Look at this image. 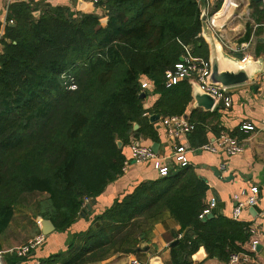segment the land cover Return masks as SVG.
Returning a JSON list of instances; mask_svg holds the SVG:
<instances>
[{"label": "trees", "instance_id": "1", "mask_svg": "<svg viewBox=\"0 0 264 264\" xmlns=\"http://www.w3.org/2000/svg\"><path fill=\"white\" fill-rule=\"evenodd\" d=\"M203 2L209 3L99 0L100 11L86 13L69 6L9 4L13 26L5 27L0 51V234L24 195L36 193L42 196L34 201L35 215L65 231L85 202L121 175L122 147L130 137H154L139 97L142 79L158 95L149 111L162 117L185 113L191 85L183 79L167 87L165 71L183 60L185 45L193 56L208 59L200 35ZM221 4L216 0L208 13ZM250 6L253 17L264 20V0H251ZM64 73L74 77L76 89L65 88ZM198 110L190 111L189 120L194 147L208 141L201 124L209 112ZM172 171L139 182L95 215L85 231L73 234L67 251L40 263L89 264L114 252L135 254L166 217L182 232L171 247V264H195L191 256L200 246L209 257L225 260L234 240L253 243L234 219L200 216L209 185L195 168ZM23 257L12 253L4 260L16 264ZM241 260L240 255L234 264Z\"/></svg>", "mask_w": 264, "mask_h": 264}, {"label": "crops", "instance_id": "2", "mask_svg": "<svg viewBox=\"0 0 264 264\" xmlns=\"http://www.w3.org/2000/svg\"><path fill=\"white\" fill-rule=\"evenodd\" d=\"M208 1V8L211 9L216 0ZM13 2H26L38 6L45 4L69 6L73 9L75 7V4L70 0H0V51L5 27L10 25V20L7 18L8 6ZM93 11L98 12L100 10L95 7ZM219 12L215 14V17L220 15ZM215 32L225 49L230 53L238 51L254 57L264 55V20L253 17V9L250 3H248L247 12L241 11L234 15L225 26L217 28ZM255 85L256 88H254ZM143 92V107L148 109L145 115L156 114L149 111L158 97L157 94L153 93L152 85ZM227 94L231 98L230 105L226 107L221 101L215 103L212 110L207 111L209 114L201 125L205 129V135L208 139L206 143H213L222 133L237 138L242 145L238 153L229 156L224 150L210 151L202 148L204 144L194 147L190 144L188 132L176 131L171 133L168 128L162 125L161 119L164 116H160V119L155 122L149 120L152 123L151 130L154 131V137L145 133H141L137 137H130L129 143L122 147L126 164L123 162L121 175L109 183L104 191L95 198L94 202L88 201L91 208L80 214L67 230H54L48 235H44L43 242L31 248L20 263L41 264L40 262L49 255L67 251V242L71 236L85 231L95 215L104 211L115 199L131 192L139 182L159 177L150 163L134 161L129 145L134 141L150 148L153 143H157L156 156L160 158L171 157L175 167L172 170L178 166L172 156L173 151L176 146H184L186 148V165L195 168L196 172L209 185L206 202L208 203L211 197L215 198V204L211 209L213 216L220 215L234 219L232 211L236 204L235 195H241V192H247L251 185H256L259 189L257 204L244 207L240 216L234 219L245 226L246 232L253 238V243L250 244L248 240H234L229 244L228 256L231 253H239L242 260L238 264H264V216L261 214L264 208V124L262 123L264 119V74L259 75L254 83L227 88ZM192 107L191 100L183 114L188 120L193 118L190 117ZM198 109L199 113L204 111L202 108ZM244 123L252 124L254 129L247 132L241 130V125ZM137 128H139V124L135 127L133 125V129ZM222 165L224 168H221ZM240 198L243 199L244 196L241 195ZM88 202H85L84 207ZM15 214L7 228L0 234V251L3 253L2 260L5 264L7 262H5L3 255L14 253L17 247L41 234V229L34 220L38 216L35 215L32 217V225L28 221L29 226L24 231L25 235H18V232L23 231L24 225L27 223L24 221L23 224L15 225L13 223ZM181 235L179 223L173 218L166 217L154 224L150 240L141 244L139 252L135 254L114 252L89 264H129V260L133 256L147 264L149 259L155 255L159 256L162 264H171L170 243L175 239L179 240ZM201 251L205 253L202 246L199 247L197 253ZM206 253L201 261L194 260L192 257L191 259L195 264H229L228 259L209 257Z\"/></svg>", "mask_w": 264, "mask_h": 264}, {"label": "built area", "instance_id": "3", "mask_svg": "<svg viewBox=\"0 0 264 264\" xmlns=\"http://www.w3.org/2000/svg\"><path fill=\"white\" fill-rule=\"evenodd\" d=\"M70 1L75 4L74 10H76V4L79 1L89 2L94 7H96L97 10H100V8L97 7V3L99 0H70ZM208 4H206L207 11H208ZM216 13L217 11L215 12V14ZM215 14L213 16H215ZM10 23H12V20H10ZM184 50H185V55L183 56V60L175 63L173 69H168L165 71V79H166L165 85L169 87L172 84L178 82L179 80L194 79L204 91L210 93L212 96L215 97V103L221 101L223 102L224 106L226 107L229 106L231 103V98L227 94V88L210 84L207 81V75L209 73L208 60L203 57L193 56L190 53L189 46L185 45ZM61 76L65 88H67L68 90L76 89L77 84L72 75L68 73H64ZM150 85L151 84L147 79L145 78L142 79L140 82L142 92L145 89L149 88ZM161 123L164 127L168 128L171 133L176 131L187 133L191 130L193 126V124L187 119L185 115H180V114L164 116L161 119ZM262 123L264 124V119L262 120ZM253 129L254 126L249 123H244L241 125V130L245 132ZM129 145H130L131 155L134 161L138 163H145V162L150 163L152 167L157 171L159 176H166L168 173H170L172 169L175 168L173 161L171 160V157L169 158L157 157L155 152L150 147L140 145L138 142L132 141ZM202 148L210 151H216L218 149L224 150L225 153L230 156L238 153L241 150L242 145L237 140V138L222 133L214 140L213 143H205L202 146ZM185 152H186V148L184 146L180 145L175 147L172 156L176 164H178L177 167L185 166L187 164ZM124 164H126V161L124 162ZM221 168H224V165H222ZM258 192H259L258 187L256 185H251L248 188L247 192H241V195L244 196L243 199L240 198L241 195H235L234 198L236 204L232 211V217L234 219H237L240 216V213L244 207L254 206L257 204ZM214 204H215V198L211 197L207 203L206 208L203 210L200 216H204L210 213ZM261 214L262 216H264V208L262 209ZM41 220H42L41 217L36 218V224L39 227H41ZM43 240H44V235L41 233L36 237H34L33 239H31L29 242L21 245L20 247H17L14 250V253L20 257L26 256L30 252L31 248L41 244ZM239 256H240L239 253H231L228 258L229 264L235 263L238 260ZM1 260H2V251H0V261ZM129 264H145V263L133 256L129 260Z\"/></svg>", "mask_w": 264, "mask_h": 264}, {"label": "water", "instance_id": "4", "mask_svg": "<svg viewBox=\"0 0 264 264\" xmlns=\"http://www.w3.org/2000/svg\"><path fill=\"white\" fill-rule=\"evenodd\" d=\"M258 1V0H257ZM93 5L89 2L79 1L76 4L77 12H92ZM237 9V4L230 1L225 8V10L214 17L210 15L207 11V5L205 2L202 3L200 9V23H201V32L200 35L207 44L208 47V62H209V73L207 75V81L210 84L217 85L224 88H230L233 86H238L242 84L254 83L257 77L261 74H264V55H259L254 57L253 55L247 54L244 55L242 52L234 51L228 52L221 40L217 36L215 30L225 26L228 21L234 17ZM34 16L39 15V10L33 12ZM106 18H102L101 22L106 23ZM13 26V23H10ZM244 58V59H243ZM182 60L183 57H180ZM191 85V97H192V109L193 108H202L204 111L212 110L215 104V97L210 93L204 91L201 86L194 79H187ZM256 88V85L254 86ZM144 92H141L139 97L142 98ZM191 109V110H192ZM160 119L159 114H151L149 120L155 122ZM137 124H134V127ZM118 147H121L122 143L120 140H117ZM157 143H153L151 149L154 152H157ZM177 172V169L173 170L171 173L174 174ZM95 201V199H91ZM88 202V201H86ZM91 205L88 202L85 207L81 209L80 214H83L87 209H90ZM208 217L212 216V213L207 214ZM41 233L43 235H48L55 230V227L51 220L42 219L41 220ZM188 228L185 229L187 231ZM179 240L175 239L170 243V246H174ZM201 247V246H200ZM203 247V246H202ZM204 248V247H203ZM147 249V247H146ZM199 249V248H198ZM205 250V249H204ZM206 253V251H205ZM204 251L197 253V251L191 256L194 260H202L205 257ZM192 254V255H193ZM207 255V253H206ZM0 264L2 262L0 261ZM16 264H21L17 262ZM147 264H162L159 256H152Z\"/></svg>", "mask_w": 264, "mask_h": 264}, {"label": "rangeland", "instance_id": "5", "mask_svg": "<svg viewBox=\"0 0 264 264\" xmlns=\"http://www.w3.org/2000/svg\"><path fill=\"white\" fill-rule=\"evenodd\" d=\"M232 2H235L237 4V9L235 12V15H236V14H239L241 11L244 13L247 12L248 3H250L251 0H232ZM223 3H224V0H222V4H221L220 8L217 10V12L221 11V9L223 8ZM92 9H95V7L93 6ZM214 14L215 13L210 14V15L213 16ZM41 196H42V194H37V193L24 195V197L20 200L19 204L17 205L16 212H15L16 214L13 218L14 219L13 223L15 225L20 224V223L23 224L24 221H26V223H27L24 225L23 231L20 230L18 232V235L19 234L25 235L24 231H26L28 229V226H29L28 221L32 225V222H33L32 217H35V212L37 211L36 207L34 206V201L36 199H39ZM34 220L36 223V218H34ZM10 255H11L10 253L3 255L4 259L9 257ZM1 261L3 262L2 264H5L3 260H1Z\"/></svg>", "mask_w": 264, "mask_h": 264}, {"label": "bare ground", "instance_id": "6", "mask_svg": "<svg viewBox=\"0 0 264 264\" xmlns=\"http://www.w3.org/2000/svg\"><path fill=\"white\" fill-rule=\"evenodd\" d=\"M230 1H232V0H226V1H225V5H224L223 10L220 11L218 14H221V13L225 10V8L227 7V5H228V3H229ZM218 14H217V15H218ZM214 17H215V16H214ZM216 17H217V16H216Z\"/></svg>", "mask_w": 264, "mask_h": 264}]
</instances>
